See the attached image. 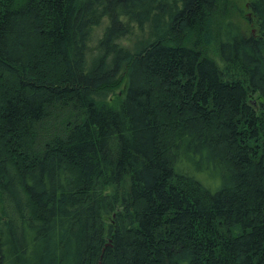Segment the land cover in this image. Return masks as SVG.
<instances>
[{
	"label": "trees",
	"instance_id": "1",
	"mask_svg": "<svg viewBox=\"0 0 264 264\" xmlns=\"http://www.w3.org/2000/svg\"><path fill=\"white\" fill-rule=\"evenodd\" d=\"M241 1L0 0V264H264Z\"/></svg>",
	"mask_w": 264,
	"mask_h": 264
},
{
	"label": "rangeland",
	"instance_id": "2",
	"mask_svg": "<svg viewBox=\"0 0 264 264\" xmlns=\"http://www.w3.org/2000/svg\"><path fill=\"white\" fill-rule=\"evenodd\" d=\"M234 4H235V2H237V4H236V10L232 7L231 8V5H228V6H226L227 8H226V10L230 13H232V19L237 23V24H239V25H241L244 29H246V27H247V23H246V21H245V19L244 18H242V13L244 14V17H245V15L247 16L249 13H248V11H247V8L246 7H244V1L242 2H240V0L238 1V0H231ZM225 2V1H224ZM241 3V4H240ZM225 8V5H224V3L222 2V7H221V9H224ZM231 16V15H230ZM218 21H221V19H220V17H217V18H215L214 19V23H213V25H215L216 23H218ZM246 30H248V32L250 33H252V31H254L253 29L251 30V31H249V29H246ZM100 32V30L97 28L96 30H95V34L96 35H98V33ZM253 33H255V31L253 32ZM100 34V33H99ZM136 34L138 35V34H140L139 32H136ZM206 51H207V53H210L211 55H213L214 53H215V48H214V45L212 44L210 47H207V49H206ZM214 56H215V58L218 60V58H217V54H214ZM118 93V92H117ZM118 96H119V94H118ZM113 97H115V96H110V99H112ZM109 99V100H110Z\"/></svg>",
	"mask_w": 264,
	"mask_h": 264
},
{
	"label": "bare ground",
	"instance_id": "3",
	"mask_svg": "<svg viewBox=\"0 0 264 264\" xmlns=\"http://www.w3.org/2000/svg\"><path fill=\"white\" fill-rule=\"evenodd\" d=\"M55 128V127H54Z\"/></svg>",
	"mask_w": 264,
	"mask_h": 264
}]
</instances>
